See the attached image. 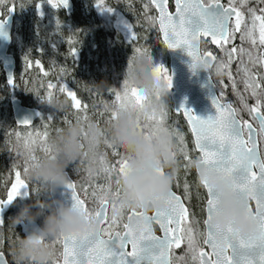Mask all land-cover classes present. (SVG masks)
I'll return each instance as SVG.
<instances>
[{"label":"snow or ice","instance_id":"6c2138e0","mask_svg":"<svg viewBox=\"0 0 264 264\" xmlns=\"http://www.w3.org/2000/svg\"><path fill=\"white\" fill-rule=\"evenodd\" d=\"M158 12L157 17H149L158 23L159 31L163 33L164 43L169 49L182 47L187 54L195 59L203 58L211 63L215 57L211 52L200 53L199 43L201 37H211V42L219 46L228 54V61L221 62L217 68L219 74H226L232 82L234 93L240 99L242 107L237 109L232 104L222 102L223 90L220 97L214 92L210 96L214 113L206 116H197L191 108H186L181 102L177 111H183L190 126L193 136V150L199 151L202 165L210 172L226 177L235 196L243 202L244 210L255 226V230L247 235L226 226L222 230L211 228L204 220L206 230L201 233L194 229L190 222L188 208L182 202L181 195L172 189L166 197L167 207L164 211H156L147 215L142 210L130 209L127 213V222L123 223V231L117 230L124 216V210L118 208L120 198L119 177L123 174L127 158L123 153L114 152L119 159L115 163H108L102 156L100 162L106 165L102 168L108 183L99 185L92 192L95 198V207H86V202L76 192V185L68 180L65 187L71 191V198L75 206L84 213L85 219L97 229L98 235L94 239H78L74 233L61 235L52 241V247L56 244L62 246L61 258L56 256L52 264H173L174 249L185 246L186 254L197 264H264V156L260 154L258 144L264 143V71H254L257 66L264 69V8L247 9L248 19L241 6L248 4L249 0H227V4L221 0H173L174 11H169L170 0H150ZM258 4H264V0H256ZM53 7L58 5L53 0H48ZM67 0H59V6H66ZM39 7V5H37ZM112 11V9H107ZM4 22H0V30ZM128 31L131 25L125 22ZM258 32V38H257ZM242 42H248L253 49L259 51L253 54L251 49L241 46H233L225 49L224 46L236 38ZM133 38L136 34L131 32ZM137 53L141 49H136ZM147 60L153 62L148 54ZM247 57V60L244 59ZM234 58L239 59L237 73H242L244 91L250 92L255 99L254 104H248L247 98L236 87L230 64ZM39 64V61H37ZM190 67H194L190 65ZM167 72L162 64L153 63V71L160 80L172 87V76H161V69ZM207 85L212 89L210 78ZM49 91L46 97H38L42 101L49 102L53 96L56 85L49 83ZM59 91L66 93L72 100V107L78 111L87 110V105L77 99L76 93L67 85H60ZM159 98L158 93H156ZM116 100L122 101V93L115 92ZM123 99H129V103H119L116 109L111 110L109 120H115L118 116L136 113L137 127L145 131H155L163 128L170 135L175 136L178 143L177 149L185 161V170L191 167V157L185 141L184 134L177 130L167 128L166 122L169 116L166 107L157 113L151 114L146 111L145 102L148 97L136 90H128L127 81L124 82ZM107 109V105L104 106ZM246 112L251 118L244 119L241 112ZM144 116L148 121L141 124L140 117ZM87 118L86 116L84 117ZM47 119L54 117L50 114ZM28 125L31 120L20 121ZM19 137V134H18ZM48 133L41 137V145L45 153L51 151L47 143ZM35 140L25 141L24 147L27 152H32ZM176 152L173 156L176 159ZM38 158L28 155L24 161L23 174L27 176L29 166ZM178 171L174 169V172ZM91 175V173H90ZM113 177H115V190H113ZM199 184L206 189L207 199L205 202L207 216L216 211L217 195L207 184V180H200ZM179 187V185H177ZM28 194L29 185L21 178V171H15V182L7 191L6 199H0V209L11 203L15 197ZM99 192V194H98ZM183 199H190V188L187 181L183 185ZM254 201L255 208L250 206ZM111 209V215H109ZM119 212V215L117 213ZM0 219V226L3 225ZM153 224L158 225L162 235H156ZM203 237L201 246L200 237ZM3 245L0 234V247ZM129 246L131 250L129 251ZM179 259H183L180 257ZM0 264H7L4 252L0 251Z\"/></svg>","mask_w":264,"mask_h":264},{"label":"rangeland","instance_id":"374dc122","mask_svg":"<svg viewBox=\"0 0 264 264\" xmlns=\"http://www.w3.org/2000/svg\"><path fill=\"white\" fill-rule=\"evenodd\" d=\"M96 0H72L73 11L70 15H65L64 10L57 6L53 7L47 2V0H0V20H5L9 15H12V31H11V43L8 52L15 58L14 77L11 82H8L4 76L2 62L0 60V199H6L7 191L10 189L11 184L15 182V171H21V178L25 179L29 185L28 194L24 195V190H21V194L14 198V200L3 206L0 209V219L3 220L0 234H2L3 245L0 247V251L4 252V255L10 264L11 256L10 249L13 241L19 237H23L27 223L13 225L10 218L15 216L19 211V208L25 204L30 203L35 186L32 185L23 174V167L25 158L28 155H35L40 158L45 154L41 145V137L45 132L48 133L47 143L49 145L51 138L55 135L56 131L64 127L69 121H74L76 118L87 120L91 118L101 128H104L109 123V117L111 110L116 109L118 104L129 103V99H123L124 89V71L127 64H130L133 59L147 60L146 54H143L144 49L148 45L153 44L155 31L158 34L159 40L162 42L159 36L157 26L152 30L151 25H143L140 20V14H143L149 5L153 6L148 0H135L139 4V13H137L134 2L131 0H106L109 7L116 8L115 17L112 21V27H114L121 35L116 34L114 39L115 48L112 50V54L108 56L106 54L105 38L103 31L99 28L98 17L94 8ZM96 3V2H95ZM39 5V7H37ZM94 7V8H93ZM245 12V18L248 19L247 9L249 7L259 9L264 8V4H258L256 0H249L248 4L241 6ZM136 8V9H135ZM96 14V15H95ZM156 17V12L154 18ZM155 21V20H154ZM125 22L131 25V31L125 26ZM156 24V21H155ZM57 25V27H56ZM70 25V26H69ZM138 31L141 34V38H133L131 32ZM258 38V32H257ZM206 48L202 45V52L209 51V43L206 40ZM203 42V41H202ZM163 43V42H162ZM164 45V44H163ZM243 46L247 49H251L253 54H256L259 49H253L248 42L242 44L239 33L236 34V38L230 41L224 46L225 49H230L233 46ZM212 46V45H211ZM141 49L140 53L136 52V49ZM165 48V46H164ZM221 62L228 61V54L226 51L219 47ZM166 52V49H165ZM212 53V52H211ZM55 55L52 57L51 55ZM148 54L152 56V53L148 51ZM216 58V55L212 53ZM167 55V52H166ZM160 58L155 64H162L167 72L161 69V76L169 75L168 55L167 58ZM107 57V58H106ZM247 60V57H244ZM39 61V64H37ZM215 63V61H214ZM213 63V65H214ZM239 59L234 58L230 64V71L233 74V78L236 80L237 90L247 98L248 104H254L255 99L251 96L250 92L244 91L243 75L237 73ZM212 65V67H213ZM254 71H264L258 66ZM213 81L214 78L211 76ZM227 78V84L223 85V90L230 92L236 98V106L232 100L222 98V100H228L231 104L240 109L242 107L240 99L234 93L231 86L232 82ZM100 81H106L112 83L111 89L108 90L107 84L103 88H97L94 83ZM162 81H164L162 79ZM166 82V81H164ZM52 83L56 85L53 89V96H59L61 99L67 98L69 101V110L57 111L49 107L46 101H42L38 97H46L43 87ZM67 85L72 91L76 93L77 99H79L83 105H87L86 112L75 110L72 107L71 98L67 97L66 93L59 91L60 85ZM215 84V81H214ZM118 86L120 87L119 89ZM129 92L130 89L128 88ZM49 91V90H48ZM47 91V92H48ZM115 92L122 93V101H117ZM169 90L166 98V108L169 116L166 122V127L174 126L177 130L181 131L185 136V141L190 150L189 154L191 159L194 156V145L189 128L182 118L175 120L173 112V104L170 99ZM221 94H219L220 97ZM18 97L23 104L33 106L40 110L38 119L30 126V130L24 132L18 131V125L15 123L13 113L10 105L12 97ZM107 105V109H105ZM146 111L151 114L153 110L148 107V100L145 102ZM56 112L57 118L49 120L47 117ZM135 115L136 113L133 112ZM244 119L251 118L246 112H241ZM53 116V115H52ZM87 117L86 119L84 117ZM54 117V116H53ZM174 123L176 124H173ZM141 124L148 121L144 116L140 117ZM19 134V137H18ZM173 137L174 152L176 155V167L177 170H182L181 173L174 172L173 182L179 185L178 192L183 197V172L188 171L183 167L185 161L182 154L177 149V139ZM35 140L36 143L32 145V152L29 153L24 147L25 141L31 142ZM261 152L263 153V144L260 145ZM197 152V151H196ZM104 156L108 163H115L119 157L114 155V151L111 150L106 144L101 148V154L97 158L95 164L89 165L88 162L76 163L73 166H69L67 171L73 178L74 182L81 180L80 189H77L80 197L85 200L86 207L88 205L91 208L95 207V198L92 196V192L99 185H106L108 180L102 171V168L106 165H102L100 158ZM199 156V155H198ZM93 170H92V169ZM93 171L91 176L89 171ZM95 170V173H94ZM187 176L190 199H185L187 204L191 206V214L195 215L194 220L190 218V222L194 229H198L199 232H204L203 226V207L204 205V188L199 184L198 176L195 169ZM91 176V177H90ZM115 177H113V190H115ZM190 181V182H189ZM182 183V184H181ZM173 188V186H172ZM174 189V188H173ZM175 190V189H174ZM99 194V192H98ZM129 210L124 211L123 219L120 222L117 230H123V223L126 221V216ZM109 215H111V209H109ZM199 225H197V223ZM42 218L36 220V224H41ZM196 223V224H195ZM200 227V229H199ZM202 227V228H201ZM203 237H200L201 246ZM56 258H61V245L56 244ZM183 257V259H179ZM173 264H197L191 258V255L186 254L185 246L174 250Z\"/></svg>","mask_w":264,"mask_h":264},{"label":"clouds","instance_id":"9594fccd","mask_svg":"<svg viewBox=\"0 0 264 264\" xmlns=\"http://www.w3.org/2000/svg\"><path fill=\"white\" fill-rule=\"evenodd\" d=\"M190 58L188 68L193 75L201 70L208 75L212 70L210 61ZM193 64L194 67H190ZM124 77L130 90L148 97V107L158 110L166 107L170 89L154 73L153 62L133 59L127 64ZM94 84L103 88L107 82ZM46 103L57 111L69 110L67 98L52 96ZM105 144L127 158L124 172L119 177L118 208L142 210L146 214L166 209V197L172 189L176 167L172 135L163 128L146 133L137 127L134 113L118 116L104 128L91 118H76L56 131L49 143L51 151L29 166L27 178L35 186L33 198L10 220L14 226L27 223L31 227L23 237L13 241L10 264H52L56 256L52 241L61 235L74 233L84 240L97 237V229L85 219L81 209L73 201L65 202L55 194L69 180L68 167L84 161L95 164ZM191 167L197 170L200 180H207L217 195L216 211L210 218L207 216V225L218 230L231 225L242 235L253 232L255 226L244 210L243 202L231 190V182L208 171L199 159H192ZM40 217L42 223L36 224Z\"/></svg>","mask_w":264,"mask_h":264},{"label":"water","instance_id":"95a60500","mask_svg":"<svg viewBox=\"0 0 264 264\" xmlns=\"http://www.w3.org/2000/svg\"><path fill=\"white\" fill-rule=\"evenodd\" d=\"M53 3H55L59 6V0H53ZM173 6H174V3H173ZM59 7H61L65 11L66 14H70L73 11V2H72V0H67L66 6H59ZM154 8H155V6H154ZM168 8H169V6H168ZM155 11H156V17H157L158 12H157L156 8H155ZM169 11H174V8H173V10H171L169 8ZM12 19H13L12 15H9L5 18V20H0V22H4L3 29L0 30V60L2 62V68H3L5 78L8 82H11L13 80L14 69H15V58L12 54H10L8 52V48H9V45L11 43V38H12L11 37ZM156 26H157V29L159 32L160 39L162 40V42L165 46L167 55H168L169 72H170V76H172V87H171V92H170V99H171L172 104H173V112L175 114H180L182 116V118L185 120V122L189 128V131H190V126L187 122V118L183 114V111L182 110L177 111V107H179L181 102L184 103L186 108H191L192 111L197 116L203 117V116H206L210 113H214V109L212 107L211 99H210V96L213 94V92L217 97H219V96H218V93L216 91L215 84H214V81H213L210 73H208V75H207L204 71L201 70L197 74L193 75L189 71V68H188V64L191 62V58L187 54V52L182 47H179L176 49L167 48V45L164 43L163 33H161L159 31V27H158L157 22H156ZM202 39L208 40L210 42V44L216 48L219 47V46H217L211 42V37H201V40ZM201 40H200V44H199V49H200L201 55H203L202 50H201ZM213 63H214V61L212 62V65H213ZM208 78H210V81H211L212 85L214 86L213 89L207 85ZM222 102H226V103L231 104V102L228 100H222ZM10 105H11L14 121L18 126L30 127L39 117V110L37 108L23 104L22 101L18 97H15V96L12 97V99L10 101ZM24 119L31 120V123L28 125L22 124L20 121H22ZM190 134H191V131H190ZM191 137H192V141H193L194 138H193L192 134H191ZM258 148H259V144H258ZM196 151L199 154V151L198 150H196ZM195 172L198 176V172L196 169H195ZM198 179H199V177H198ZM69 180H71L75 184V182H74V180L70 174H69ZM172 190L175 191L173 188H172ZM76 192L79 195L77 189H76ZM176 193L178 195H180L178 192H176ZM55 195H56V197L64 200L65 202L70 203L72 201L71 191L69 189H67L66 187H64L62 189H58ZM79 197H80V195H79ZM182 202L184 203L183 198H182ZM153 213L154 212H152L151 214L147 213V215H152ZM206 218H207V214H206ZM126 222H127V216H126L125 223ZM204 227L206 230L205 224H204ZM158 228H159V226H158ZM28 230L29 229H27L26 232ZM153 230L155 232L154 227H153ZM155 234L156 235H162L160 229H159V233L155 232ZM128 250L129 251L131 250L130 246H129ZM61 253H62V248H61ZM4 259L7 262V264H9L5 255H4Z\"/></svg>","mask_w":264,"mask_h":264},{"label":"trees","instance_id":"16d2710c","mask_svg":"<svg viewBox=\"0 0 264 264\" xmlns=\"http://www.w3.org/2000/svg\"><path fill=\"white\" fill-rule=\"evenodd\" d=\"M131 1L135 3L134 6L137 8V9L135 8L136 11H137V13H135V14L138 15L139 10H140L139 4L136 3L135 0H131ZM95 2H94V5L96 4L97 7L96 8L93 7V8L95 9L97 17H98L97 20L99 22V28H100V30L103 31V34H104V38H105V43L104 44H105V47H106V54H108V56H110V54H112V50L115 48L114 39H115L116 34L121 35L114 27H112V21L114 20L116 10H118V9H116L115 7L114 8L109 7L107 2H106V0H96ZM221 2L227 4V0H221ZM107 9H112V11H107ZM155 12L156 11H155L154 6L149 5V7L146 9V11L143 14L139 15L141 22H143V25H147V26L151 25L152 30H154L156 28V24H155L154 19L150 20L149 17L154 18ZM65 15L68 16L70 14H65ZM56 27H57V25H56ZM133 30L135 31L134 28H133ZM135 34H136L135 38H137V37L141 38L142 37L141 34L138 31H135ZM206 43H207V41H203L202 42V45H204L205 48H206V46H205ZM147 50L150 53H152L153 63H155L156 61H158L160 59L157 56V54H159L161 58H164V59L167 58L164 45L159 40V37H158V34H157L156 31L154 33L153 44L148 45L147 46ZM207 50H209V52H212V53H214L216 55V58L214 60L215 63L213 65V67H212V70L210 71V75L213 76V78H214L215 87H216V90H217L218 95H219V94H221V90H223V85L227 84V78H226L227 75L226 74H219L217 72V68L221 64V56H220V53H219L220 49L209 45V49H207ZM51 56L55 57L54 54L51 55ZM223 62H226V61L224 60ZM107 87H108L109 91L113 90V89H111V87H112V83L111 82L107 83ZM119 88L120 87L118 86L117 89H119ZM48 90H49L48 87L45 85L43 87L42 91L44 92V94H47ZM223 97L227 98L229 100H232L234 102L235 106L237 105L235 96L233 94H230V92L223 90ZM30 105L33 106L32 102H30ZM39 112H40V110H39ZM52 113H53L52 115L56 119L57 118V116H55L56 112L52 111ZM173 116H174L175 120H180L181 119V115L180 114H174ZM173 124H176V123H174V121H173ZM167 128H169L170 130L177 129V125H176V128H174V126L167 127ZM17 129L20 132H24L23 134H26L30 130V128H25V127H20V126H18ZM189 152H190V150H189ZM198 155H199L198 152L194 151L193 159H197L199 157ZM92 170L91 171L88 170L89 171L88 174L91 173V176L93 175V171ZM191 170H193L192 167H190L188 169V171L182 173L183 174V176H182V178H183L182 182L183 183H185V180H186L187 176L192 172ZM181 171L182 170H178L177 172L181 173ZM94 173H95V170H94ZM187 182H188V180H187ZM75 185H76L77 189H80L81 180L79 179L78 181H75ZM176 185H177L176 183H174V182L172 183L173 188L177 192H181L180 189L176 188L177 187ZM88 208H91V206L88 205ZM194 216L195 215L191 214L190 218H193V220H194ZM197 225H199V224L197 223ZM199 229H200V227H199ZM0 230H1V226H0Z\"/></svg>","mask_w":264,"mask_h":264},{"label":"flooded vegetation","instance_id":"af4514ba","mask_svg":"<svg viewBox=\"0 0 264 264\" xmlns=\"http://www.w3.org/2000/svg\"><path fill=\"white\" fill-rule=\"evenodd\" d=\"M169 8L171 9V10H173V8H174V6H173V1L172 0H170V3H169ZM263 144V147H264V143H262ZM260 145H261V143H259V150H260V153H261V155L262 156H264V148H263V153L261 152V148H260ZM204 194H205V199H204V205H202V207H203V226H204V220H205V218H206V207H205V202H206V199H207V194H206V189H204ZM183 198V197H182ZM184 200V203H185V205H186V207L188 208V210H189V214H190V212L192 211V209H191V206H189L188 204H187V202L185 201V199H183ZM250 203V206H252V208H253V210H254V208H255V205H254V202L253 201H250L249 202ZM148 213H152V212H148ZM42 218V217H41ZM30 227L31 226H27V228H25V230H24V233L22 232V234H23V236L25 235V233H26V230L27 229H30ZM153 227H154V229H155V232L156 233H159V228H158V226L157 225H155V224H153ZM204 231H205V227H204ZM205 247V250H207V248H206V246H204ZM62 248V247H61ZM174 250H176V249H174ZM173 261V260H172Z\"/></svg>","mask_w":264,"mask_h":264}]
</instances>
